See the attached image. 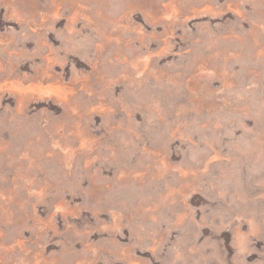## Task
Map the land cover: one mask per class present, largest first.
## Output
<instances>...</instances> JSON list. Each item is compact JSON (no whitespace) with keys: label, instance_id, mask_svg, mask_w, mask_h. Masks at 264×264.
Wrapping results in <instances>:
<instances>
[{"label":"rangeland","instance_id":"obj_1","mask_svg":"<svg viewBox=\"0 0 264 264\" xmlns=\"http://www.w3.org/2000/svg\"><path fill=\"white\" fill-rule=\"evenodd\" d=\"M0 264H264V0H0Z\"/></svg>","mask_w":264,"mask_h":264}]
</instances>
